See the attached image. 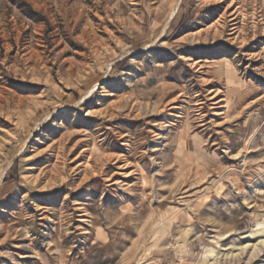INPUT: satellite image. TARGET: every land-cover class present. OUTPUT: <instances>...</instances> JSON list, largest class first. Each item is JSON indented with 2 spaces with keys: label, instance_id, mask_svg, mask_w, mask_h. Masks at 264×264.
Instances as JSON below:
<instances>
[{
  "label": "rangeland",
  "instance_id": "374dc122",
  "mask_svg": "<svg viewBox=\"0 0 264 264\" xmlns=\"http://www.w3.org/2000/svg\"><path fill=\"white\" fill-rule=\"evenodd\" d=\"M0 264H264V0H0Z\"/></svg>",
  "mask_w": 264,
  "mask_h": 264
},
{
  "label": "bare ground",
  "instance_id": "6f19581e",
  "mask_svg": "<svg viewBox=\"0 0 264 264\" xmlns=\"http://www.w3.org/2000/svg\"><path fill=\"white\" fill-rule=\"evenodd\" d=\"M205 61V60H204ZM195 63V62H194ZM221 66V65H220ZM225 83V82H224ZM218 90V89H217ZM38 207V206H37ZM83 208V207H82ZM258 248V247H257ZM222 257V256H221Z\"/></svg>",
  "mask_w": 264,
  "mask_h": 264
}]
</instances>
